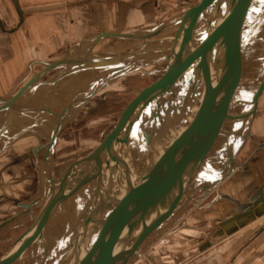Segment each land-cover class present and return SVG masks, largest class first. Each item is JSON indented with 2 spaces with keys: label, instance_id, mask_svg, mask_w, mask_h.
Masks as SVG:
<instances>
[{
  "label": "rangeland",
  "instance_id": "rangeland-1",
  "mask_svg": "<svg viewBox=\"0 0 264 264\" xmlns=\"http://www.w3.org/2000/svg\"><path fill=\"white\" fill-rule=\"evenodd\" d=\"M200 1L137 0L138 15L153 17L151 23L140 25L135 22L132 30L116 34L90 33L80 42L74 41L67 50L54 51L48 60L31 66L24 80L8 97L0 101V257L13 247L41 209L49 184L43 159L51 139L55 138L56 142L51 154L50 173L53 179H57L75 159L98 145L103 134L113 126L126 104L166 68L169 55L152 64L135 67L124 65L122 60L139 52L159 50L162 45L171 46L170 37L180 24L179 15L184 9L197 5ZM121 5L123 8L125 4L121 2ZM70 55H77L84 60L75 63L63 61ZM26 80L28 82L24 84ZM21 86H24L23 92L19 89ZM39 88H49L38 98L48 110L36 108L42 110L36 113L33 97ZM167 95L164 103L168 107L172 94L170 92ZM259 100L260 112L249 123L244 138L235 145L226 173L215 182L200 188L201 190L199 189L200 191L165 225L167 227L163 233L177 232L186 224L192 228L196 225L194 220L208 224L217 219V223H222L221 226L225 228L224 223L232 219L243 221L242 217L250 215L247 212L250 205L248 203H257L258 196L253 192L257 185L254 158L264 152V90ZM22 103L27 104L29 109L20 110L19 105ZM69 105L73 108L70 115L65 114ZM256 108L257 103L254 101L251 113ZM21 112L24 116H21ZM52 113L60 115H56L54 123L48 121V116ZM28 138H34L36 143ZM24 139H27L24 141L25 145L28 144L27 149H20ZM202 175L203 172L196 184ZM258 215L263 217L264 210ZM256 216L257 213L252 217ZM225 217L230 219L225 221ZM257 224L251 225L250 228L254 229ZM244 226L239 224L235 229ZM188 228L185 227L178 233L184 234ZM72 229L69 226L66 228L64 238L71 236ZM48 236V232L44 233V241L37 247L45 251L44 245L47 244L50 252L47 256L44 253L45 259L57 261L62 254L61 250L55 247L57 245L51 248V244L45 242ZM147 244L128 264H135L142 256H145L144 261L139 264H157L152 257L156 259L157 251L168 246H162L160 240L146 253L143 249ZM60 245L61 249H66L64 239ZM18 263L19 261L16 264Z\"/></svg>",
  "mask_w": 264,
  "mask_h": 264
},
{
  "label": "water",
  "instance_id": "water-1",
  "mask_svg": "<svg viewBox=\"0 0 264 264\" xmlns=\"http://www.w3.org/2000/svg\"><path fill=\"white\" fill-rule=\"evenodd\" d=\"M261 4L262 0H201L184 12L177 31L188 17L207 5L196 30L178 47L170 48L166 68L126 104L98 145L75 159L61 174L60 185L44 198L21 244L2 255L0 264H16L32 249L59 208L80 187L72 182V177L85 162L89 163L94 189L84 226L74 234V251L79 232L90 224L92 229L84 251L77 253L74 264H128L201 190L194 193L196 182L215 153L225 127L238 117L252 88L256 89L257 108L242 119L251 122L260 112L259 98L264 80L252 84L247 65L250 31ZM212 56L222 66L231 62L229 76L185 128L168 133L162 114L164 98L187 74H191L193 83L196 82L203 64ZM151 122L158 123L164 137L163 145L144 166L135 157L144 129ZM148 172L152 174V184L144 213L149 216L139 234L130 238L132 230L141 226L131 221V197L139 179Z\"/></svg>",
  "mask_w": 264,
  "mask_h": 264
},
{
  "label": "crops",
  "instance_id": "crops-1",
  "mask_svg": "<svg viewBox=\"0 0 264 264\" xmlns=\"http://www.w3.org/2000/svg\"><path fill=\"white\" fill-rule=\"evenodd\" d=\"M137 15V0H0V101L24 80L31 66L48 60L54 51L67 50L90 33L127 32L135 22L141 25L153 21V17ZM40 89L49 88H39L34 101L40 97L36 96ZM27 106L22 105L29 109ZM254 160L257 185L253 192L258 195L257 203H248L250 215L242 217L243 221L232 219L224 223V228L217 219L205 225L194 220L197 228L186 224L191 230L186 229L184 234L178 232L185 227L165 234L164 226L143 250L148 253L160 240L162 246L168 244L157 251L156 259L152 257L157 264H209L206 260L211 254L219 257L213 264H264V216L258 217L264 210V152ZM255 213L256 218L252 217ZM228 219L225 217V221ZM239 224L244 228L235 229Z\"/></svg>",
  "mask_w": 264,
  "mask_h": 264
},
{
  "label": "bare ground",
  "instance_id": "bare-ground-1",
  "mask_svg": "<svg viewBox=\"0 0 264 264\" xmlns=\"http://www.w3.org/2000/svg\"><path fill=\"white\" fill-rule=\"evenodd\" d=\"M207 5H205L202 9L198 10L192 16L188 17L184 25L180 29H178V31L177 29L175 30L176 33L174 32L170 37L172 39L173 46L162 45L159 48V50L157 49L155 51L139 52L130 55L128 57H125L122 60V63L127 66L135 67L142 64H152L156 62L159 58L166 56L167 54L170 55L169 52L171 47L174 46L178 47L180 44L184 42V40L188 36L191 35V33L194 32V30H196L199 23L203 19V16L205 15L204 13L207 10L206 9ZM191 7L192 6L188 7L187 9H184L182 13L179 15L180 22L182 20L183 13L186 12ZM249 49H250V54H249L247 70L250 76V82L252 84H257L262 80H264V0H262L260 13L256 20V23L254 24L253 28L250 31ZM83 60L84 59L78 57L77 55H70L63 61L75 63ZM231 68H232L231 62L225 63L222 66L218 63L216 57L212 56L208 60H206V62L203 64L202 74L199 76L196 82L193 83V81L190 79L191 74H187L186 76L182 77L170 90L172 94V97H170L172 98L170 105L167 107V105L165 106L164 103L162 106V114L165 121L166 131L168 133L173 134L176 131L185 128L191 122L195 114H197L203 109L204 105L209 100V98L214 94V92H216L222 86L227 76H229L231 72ZM22 88L20 90H22ZM43 91L44 90L40 89V91L36 94V96L41 95ZM255 92H256L255 88H252L250 90V92L246 95L242 103L238 117H235L232 120V122L225 127L220 143L215 153L211 156L208 166L203 171V175L200 181L196 184L194 193L198 191L200 188H202L205 184L215 182L218 179V177L223 176L226 173L227 166L230 164L231 162L230 160H232L231 156L234 153V147L244 138L247 127L250 123L249 121H244L242 117L249 116L251 114L253 103L255 101ZM167 96L168 95H166V97L164 98V102L166 101ZM22 105L23 103L19 105L20 110L21 109L25 110L24 107H22ZM34 105H35V109L42 107L48 110V108H46L45 106H41L42 105L41 99L34 101ZM66 110L67 111L65 112V114L70 115V113H73V108L71 105L67 106ZM39 111L41 112L42 110L36 109V113ZM56 115L57 114L55 113L50 114L48 116V121L50 123H54ZM32 130H30V132ZM159 130L160 129L158 127V123L155 124L153 122L149 123L147 127L144 129V135L140 140V145L138 146L135 157V160L138 161L140 165H144V166L148 165L155 157L154 156L155 152L158 151L160 147L163 145L164 137L162 136V133ZM235 132L237 133L233 138ZM28 139L36 143V140H34V138L33 139L28 138ZM26 140L27 139L22 140V144L24 143L23 146H25L24 148H26V145H28V144L25 145L26 142L24 141ZM55 142H56L55 138L51 139V143L48 144L46 149L47 151L45 150L46 154L43 159L45 173L49 183L48 191L45 194V197L50 193V191L53 188H56L60 185V180H58V178L61 175L57 179L55 178L54 182H52L49 179V173H48L50 172L51 154ZM73 181L76 184L80 185V187L72 195L73 197L71 196L72 199L69 202L67 200L59 208L57 213L54 215L51 221L47 224L44 231L41 233L38 240H36V243L34 245L35 247L33 246L32 249L21 259V262L19 261L18 264H74L77 253L84 251L86 242L88 240L90 231L92 229L91 224L87 227V229H83V231L79 232L78 242L75 244L76 245L75 251L73 250V245L75 241V237H74L75 231L84 226L83 224L84 220L87 218L89 214L90 200L94 189V182L90 180L88 162H85L84 164H82L77 168L76 172L73 174L72 177V182ZM151 184H152V174L150 172L144 174L136 184L135 190L131 197V207H130L131 221L134 223L139 222L141 226L138 229L132 230L130 238H134L136 235L139 234V229L144 226V223L146 222L149 216L147 213H144V208L148 206V197L150 195ZM68 226L73 229L71 232V236L66 239L64 238L63 235ZM46 232H48L49 236L47 240L45 239V242H49V245L51 244V248L57 245L55 247H57L59 251L61 250L62 254L57 261H52L51 259L50 260L45 259L44 253L47 256L50 252V247H48L47 244L44 245L45 251L37 247V245L40 242L44 241V233ZM23 238H24V233L20 235V237L17 239V242L13 245V247L9 250V252L15 250L21 244ZM63 239L65 240V247H66L65 250H63V248L61 249L60 247L61 246L60 244L63 241ZM144 258L145 256H142L138 261L135 262V264H139L140 261L142 260L144 261ZM218 259H219L218 255H210L206 260V262L209 264L210 263L213 264L216 263Z\"/></svg>",
  "mask_w": 264,
  "mask_h": 264
},
{
  "label": "flooded vegetation",
  "instance_id": "flooded-vegetation-1",
  "mask_svg": "<svg viewBox=\"0 0 264 264\" xmlns=\"http://www.w3.org/2000/svg\"><path fill=\"white\" fill-rule=\"evenodd\" d=\"M20 149H25L24 146H21Z\"/></svg>",
  "mask_w": 264,
  "mask_h": 264
}]
</instances>
